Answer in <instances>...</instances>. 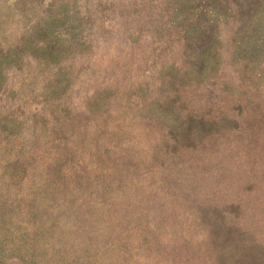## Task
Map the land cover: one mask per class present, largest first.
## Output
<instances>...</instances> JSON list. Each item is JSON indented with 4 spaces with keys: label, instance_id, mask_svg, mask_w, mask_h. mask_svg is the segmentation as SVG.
Listing matches in <instances>:
<instances>
[{
    "label": "rangeland",
    "instance_id": "obj_1",
    "mask_svg": "<svg viewBox=\"0 0 264 264\" xmlns=\"http://www.w3.org/2000/svg\"><path fill=\"white\" fill-rule=\"evenodd\" d=\"M0 264H264V0H0Z\"/></svg>",
    "mask_w": 264,
    "mask_h": 264
}]
</instances>
